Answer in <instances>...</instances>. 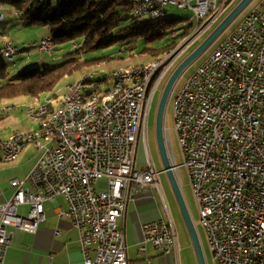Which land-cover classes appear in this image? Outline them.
Listing matches in <instances>:
<instances>
[{
	"label": "built area",
	"instance_id": "obj_1",
	"mask_svg": "<svg viewBox=\"0 0 264 264\" xmlns=\"http://www.w3.org/2000/svg\"><path fill=\"white\" fill-rule=\"evenodd\" d=\"M230 1L140 0L147 17L130 10L137 19L166 15L172 6L192 11L197 28L162 64L113 72L109 94H114L113 85L122 77L131 79L130 90L115 106L76 111V104L99 93V85H92L90 76L69 85L63 100L76 96V103L63 107L61 118L51 128L5 140L3 157L17 159L29 143L44 155L25 181H11L14 196L0 203V264L5 263L12 242L10 229L36 234L45 220V203L58 197L68 206L59 210V216L71 220L79 233L84 264H130L118 219L126 212L129 193L157 187L162 173L150 159L145 170L137 167L153 96L180 54ZM3 10L0 4V18H5ZM29 45L41 56L55 49L47 45V37ZM3 55L12 63L31 58L7 40ZM174 113L185 159L182 166L190 174L214 263L264 264V0L181 89ZM104 180L106 191L100 190ZM25 205L30 210L20 216L18 208ZM164 205V218L142 227L140 254L151 243L177 257V231L165 201Z\"/></svg>",
	"mask_w": 264,
	"mask_h": 264
},
{
	"label": "rangeland",
	"instance_id": "obj_2",
	"mask_svg": "<svg viewBox=\"0 0 264 264\" xmlns=\"http://www.w3.org/2000/svg\"><path fill=\"white\" fill-rule=\"evenodd\" d=\"M240 2L241 0L230 1L225 10L217 17V19L214 20L206 28V30L192 45H190L185 51L180 54L169 73L159 84L150 106V113L146 130V142L142 141L139 146L137 161L138 169L145 170L147 168L148 160L150 159L154 168L158 172H162L163 165L157 146L155 130L157 110L166 84L177 67L186 58H188L201 44L206 41V39L212 34V32ZM262 2L263 0H253L248 5V7L235 19V21L205 49V51L192 63L191 66L187 68V70L183 73V75L175 85L167 108L165 137L168 152L173 165L178 167L176 169V174L179 179L183 195L201 237L208 264L215 263L208 237L201 225L200 208L193 190L189 171L187 167L182 166L185 163V159L175 127L174 102L181 89L190 81L197 69L210 58L214 51L220 46V44L225 41V39L233 32L236 27L241 25L254 10L258 9L261 6ZM3 12L5 14V20L0 23V63L4 64L7 67L10 75L6 79L0 78V88L9 82H17L19 79V74L24 70H32L36 68L43 70L45 68H53L77 57L73 55L69 56L70 53L76 50V45L73 43H64L57 45V47L52 51L51 54H44L41 56L38 53V50L34 49L31 51L30 59L20 58L13 63H9L6 57L1 52L3 48L2 41H11L15 46L25 49L29 44L38 42L44 37H51L52 34L47 27L32 25L30 23L23 22L19 15L9 7H5ZM213 15L214 13L207 18V21H209ZM166 18L176 20L174 28L177 32L183 31L184 28H189L190 32L192 33L198 25V20L196 19L192 11L187 9H180L178 7H168ZM121 53L122 55H120ZM107 57H115V59L106 62L100 61L97 64H92L90 67H88V69L82 70L80 72H75L72 75L64 77L52 92L42 95L39 98L24 96L19 99L1 103V113L4 107H9L10 109H18L19 115L23 118V120H25L26 118L28 122H37L39 124L38 120L31 119L29 115L30 109L38 111L43 107H47L49 108L48 113H50L51 110L56 109L59 106L60 102L63 100L64 89L68 83L78 80L85 73L92 72L94 73L91 78L93 82L92 85L97 84L99 85L100 89L106 90L111 84V71L115 67H118L119 65H134V63L140 61L139 57L133 55L132 53L131 55L128 54V52L123 51V47L121 45L117 44L110 48L97 49L95 51L85 53L83 55V60H94ZM143 59L147 58L144 57ZM3 112L4 113H2V116L0 115V129L5 130H3V133L0 134V139H2V137H5L6 131L17 129L16 127L7 123L9 115H12L13 111L10 110L8 111L9 113H7L6 111ZM38 129L39 125L32 130L30 129L21 132H31ZM8 137L9 136H7V138ZM43 155V150L38 149L35 144L29 143L18 156L15 162L9 163L1 160L0 187H2V191L6 192L8 190H12L11 181L14 179L25 181ZM151 187L155 189L159 196L158 200H153L151 206L154 208L158 207L165 212V201L167 210L174 222L178 238L177 258L179 264H198L190 235L188 233L181 210L166 174H159L158 186ZM100 190H107L106 180L101 182Z\"/></svg>",
	"mask_w": 264,
	"mask_h": 264
},
{
	"label": "trees",
	"instance_id": "obj_3",
	"mask_svg": "<svg viewBox=\"0 0 264 264\" xmlns=\"http://www.w3.org/2000/svg\"><path fill=\"white\" fill-rule=\"evenodd\" d=\"M0 4L13 9L25 23L47 27L55 47L75 44L76 50L69 56H77L53 68L22 71L17 82L0 88V104L24 96L39 98L52 92L64 77L100 61L115 59L83 60L85 53L117 44L128 54L139 57L137 63L151 64L173 52L191 34L189 28H184L178 30L176 37H170L176 31V20L170 18L139 21L131 13L127 0H0ZM9 75L7 67L0 63V78ZM2 145L0 140V161H5Z\"/></svg>",
	"mask_w": 264,
	"mask_h": 264
},
{
	"label": "crops",
	"instance_id": "obj_4",
	"mask_svg": "<svg viewBox=\"0 0 264 264\" xmlns=\"http://www.w3.org/2000/svg\"><path fill=\"white\" fill-rule=\"evenodd\" d=\"M12 109L4 107L2 110L7 113L10 110L13 111L7 123L17 129L6 131L5 137L0 139L2 142L15 132L32 130L39 125L37 122H28L26 118L23 120L18 109ZM2 113L0 109L1 116ZM3 130L5 129H0V134ZM14 193L13 188L3 192L0 187V203L11 200ZM158 197L152 187L138 191L132 190L129 193L126 212L118 219L126 235L130 264H179L176 256L164 253L151 243L146 244V252L142 254L138 252L144 240L143 225L165 216V212L160 208L151 206L153 200H158ZM67 207L63 197H58L53 202H46L45 220L40 223L36 234L10 229L13 231V237L4 264H84L78 231L71 220L58 214L59 210L67 209ZM29 210V205L20 206L18 214L26 216Z\"/></svg>",
	"mask_w": 264,
	"mask_h": 264
},
{
	"label": "water",
	"instance_id": "obj_5",
	"mask_svg": "<svg viewBox=\"0 0 264 264\" xmlns=\"http://www.w3.org/2000/svg\"><path fill=\"white\" fill-rule=\"evenodd\" d=\"M253 0H241V2L231 11V13L220 23V25L212 32V34L206 39V41L201 44L188 58H186L173 72L169 78L166 87L162 93L161 100L158 106L157 115H156V141L158 150L160 153L163 170L162 173L166 174L172 191L176 197L177 203L181 210L183 219L185 221L188 233L191 238V242L195 251L196 259L198 264H208L205 250L201 241L196 224L193 220L185 197L183 195L181 185L179 183L176 167L173 165L165 137V122L168 104L180 77L187 70L189 66L205 51V49L214 42L220 34L227 29L235 19L248 7V5ZM211 23V22H210ZM209 24V22H208Z\"/></svg>",
	"mask_w": 264,
	"mask_h": 264
},
{
	"label": "bare ground",
	"instance_id": "obj_6",
	"mask_svg": "<svg viewBox=\"0 0 264 264\" xmlns=\"http://www.w3.org/2000/svg\"><path fill=\"white\" fill-rule=\"evenodd\" d=\"M127 1H128L130 10L137 9V14L140 17H147V9H146L145 5H140V0H127ZM165 18H166V15H156V18H141L138 20L141 22H144L146 20L158 21V20H162ZM4 20H5V18H0V23L3 22ZM170 37L174 38L176 36H172L170 34ZM187 37H191V34ZM187 37L184 40H186ZM184 40L182 42H184ZM3 42H5V41H3ZM47 45L49 47L56 48L55 44L53 43V40L50 36L47 37ZM34 49H35V46L28 45L27 48L23 49V53L31 54V51ZM175 50L173 52L169 53L168 55H166L165 57L158 59V60H155L151 64L137 63L133 66H128V67L119 66V67H116L112 71V73L113 72H128L129 70L133 69V67H138L139 65H160L165 61V59L168 56H170L172 53H174ZM1 52L3 54V48H2ZM6 59L9 63H12V60L9 59V57H6ZM93 75H94V73L89 72V73L83 74L80 77V79H78L74 82L68 83L65 86L64 95L66 94V89L69 87V85L75 84V82H78L82 79L88 78V77L93 76ZM130 87H131L130 77H122L119 80V83H116L113 85V93L114 94H109V87L106 90H102L99 87V93H96L94 95L89 96V98H87V100H85L84 104H76V111H78V112L94 111L99 107H100V110H107L110 107L115 106L117 103H120L123 100V94L128 93V91L130 90ZM74 103H76V96H69V100H62L60 102L59 106L56 109L51 110L50 113H48L49 108L43 107V108L39 109L38 111L34 110V109H30L29 115L35 116V117H31L32 120H38L39 121V129L51 128L61 118V115L63 114V107H74ZM33 132H35V131H31V132L18 131V132L11 134L9 137L33 135ZM25 147L26 146H23L22 151L24 150ZM22 151H20V154ZM6 154H7V147H6V142L4 141L3 145H2V155L4 156ZM3 158L6 162H9V163L15 162L17 160V159H14V157H3Z\"/></svg>",
	"mask_w": 264,
	"mask_h": 264
}]
</instances>
